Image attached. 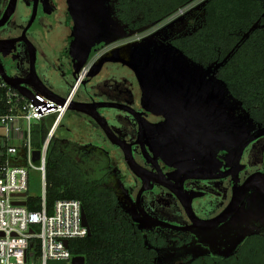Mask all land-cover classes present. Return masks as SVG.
Masks as SVG:
<instances>
[{"label": "flooded vegetation", "instance_id": "1", "mask_svg": "<svg viewBox=\"0 0 264 264\" xmlns=\"http://www.w3.org/2000/svg\"><path fill=\"white\" fill-rule=\"evenodd\" d=\"M29 1L30 4L28 0H17L14 14L7 24L0 28V32L4 29L13 30L14 36L1 35L0 39H12L22 35L33 11V0ZM7 3L8 0H0V18ZM65 6L64 12L58 18V5L55 0H39L36 16L25 30L26 38L37 51L36 62H39L37 69L40 65L43 67L41 68L42 73H37L38 77L40 76L43 79L42 82H48L50 85H53L50 82H63L64 88H67L68 82H75L72 92L69 93L71 101L116 105V107L98 108L97 112L105 120L112 133L130 145L132 157L144 174V181L131 172L123 158L122 151L106 138L93 119L82 113H72L84 118L101 140V142L96 140L93 143H104L106 146L108 144L107 153L119 152L127 173L121 174L116 163L111 172L112 177L116 179L112 188L118 195V199L121 197L123 206L120 199L119 202L123 210L135 222L144 237L158 245L157 260L162 258L166 262L178 264L220 262L231 258L237 260L238 256L245 252L246 246L250 247L247 250L248 259L263 260L264 250L261 249L264 247V217L255 216L249 225L242 226V230L240 229L227 246L224 243L226 240L222 246H217L213 241H210L211 244L208 242L204 244L192 234V232L221 228L230 223L251 195H257L264 201V195L258 191L249 190L243 205L235 214L216 227L180 229L188 228L195 222L215 219L229 206L236 187L242 185L253 174L264 176V135H262L244 149L239 161V166L242 167L240 171L223 178L219 177L231 169L237 146L257 130L264 129V126L251 121L253 127L240 139L226 136L215 139L213 135H206L191 126L183 108L175 102L155 101L154 108L159 109L167 105L164 111L155 112L148 105L146 94L136 82H111L110 79L104 82H94L97 77L95 63L84 71L83 77L80 76L82 78H79L81 69L90 62L92 57L87 58L81 68L76 66L72 53L75 43L77 41L81 43L79 31L76 28L78 20L73 13L70 14L68 0H65ZM59 28L66 29L67 35L62 41L57 42L58 46H62L56 50L48 39V34ZM26 61L28 72V59ZM26 75L13 74L11 76L24 78ZM77 88L82 90L84 99L76 96L73 100ZM100 88L104 92V97L102 94L101 96L96 94ZM129 88H137V92ZM113 95L120 100L111 99ZM210 114L211 123L215 125L214 128H217L218 132L223 128H230L234 123V116L230 115V112L219 109ZM139 122L144 124L146 131L144 140L146 155L141 145L136 143L139 135ZM73 146L82 151V158L79 159L81 164L92 161L91 152L94 149L92 146L89 149L77 147L74 144ZM109 156L112 157V155ZM186 173H193L204 178L184 180L180 188L182 189L180 200L165 184L169 185V181L177 187ZM108 178L109 174L104 178L106 183H108ZM140 190H142L139 197L140 207L144 213L172 228L148 223L137 213L136 199ZM184 203L189 206L192 215L186 211ZM145 225L151 229H146Z\"/></svg>", "mask_w": 264, "mask_h": 264}, {"label": "rangeland", "instance_id": "2", "mask_svg": "<svg viewBox=\"0 0 264 264\" xmlns=\"http://www.w3.org/2000/svg\"><path fill=\"white\" fill-rule=\"evenodd\" d=\"M55 1L58 5L57 17L60 18L66 8L65 0ZM68 1L70 14L73 13L78 20L76 28L81 39L75 54L76 66L82 67L87 58L92 57L90 62L81 69L79 78L83 77V69L87 71L90 65L95 63L97 77L94 82H104L106 79H110L111 82H136L146 94L148 105L155 112L164 111V107L167 106L159 109L154 108L155 101L175 102L183 108L191 126L206 135H213L215 139L224 136L240 139L251 130L253 127L251 120L239 103L227 92L223 83L216 78L215 68L201 67L170 44L172 39L186 32L187 26L190 25L193 18L196 20L200 18L202 14L200 7L205 0H194L169 15H164V12L167 8L166 5H170V0L162 2L152 0V3H148L147 0H136L135 4L138 6L148 4L154 6L151 22L139 27L135 26V21L131 20L127 23L130 18L126 15V7L118 5L117 9L118 0ZM28 3L31 2L28 0ZM39 10L41 12V9ZM1 35L14 36V31L4 29L0 32ZM66 35L67 30L59 28L48 34V39L52 42L53 48L59 50L62 45L58 46L57 42L62 41ZM56 56L58 57V55ZM26 60V48L22 43H13L9 48L0 50V64L7 75L27 74ZM38 65L37 61L36 69ZM41 68L43 67L40 65L36 70L38 74L42 73ZM39 78L43 81L40 76ZM43 83L53 93L63 98L70 95L69 93L72 92L75 85V82H68V84L66 83L67 88H64L63 82H50L53 85L48 82ZM129 89L137 92V88ZM80 90L79 88L75 90L73 100L76 96L79 99H84L83 92ZM96 94L105 96L101 88ZM111 99L117 98L113 95ZM219 109L230 112V115L234 116V123L230 128H223L218 132V129L214 128L215 125H212L209 116L211 117V112ZM71 113L72 111H66L61 117L60 125L54 134L55 138L63 140L62 137L66 136V141L77 147L91 148L93 141L100 140L99 137L84 118ZM5 135V128L0 124V148L6 145ZM7 144L15 147L20 145L19 142L14 141L7 142ZM92 147L96 150L93 149L91 152V162L83 165L76 155H74L75 159L84 167L89 179H104L109 174L107 184L113 186L116 179L112 177L111 172L116 163L121 174L127 173L119 152L107 153L109 145L106 146L104 143H93ZM41 194L40 174L36 170L30 169L28 196L40 197ZM119 199L123 206L121 197ZM131 214L133 213L131 212ZM255 216L264 217V201L257 195H251L230 223L221 228L192 232V234L204 244L207 242L211 244L210 241H213L217 246H222L226 240L224 243L227 246L241 227L249 225ZM133 217L135 218L134 214ZM145 227L151 229L149 226L145 225ZM158 261L159 264H178L166 262L162 258Z\"/></svg>", "mask_w": 264, "mask_h": 264}, {"label": "trees", "instance_id": "3", "mask_svg": "<svg viewBox=\"0 0 264 264\" xmlns=\"http://www.w3.org/2000/svg\"><path fill=\"white\" fill-rule=\"evenodd\" d=\"M193 1L170 0L164 15ZM147 2L152 3V0ZM135 3L136 0H118L116 8L118 5L126 7V15L130 18L127 23L135 21L136 27L150 23L154 6ZM200 8V18H193L186 32L176 36L170 44L201 67H214L216 78L247 117L264 126V0H205ZM5 90L0 88V113L7 109ZM55 120L56 116L50 115L31 127L34 151L41 149ZM54 134L45 159L46 210L50 214L58 200H77L90 230L86 237L68 241L71 256L83 257L84 264H159L156 258L158 245L144 237L123 210L112 186L104 179H89L84 167L74 157L81 159L82 151L67 142L66 136L60 140ZM6 159L3 155L0 162L4 163ZM25 207L29 211H39L40 197L28 196L27 193ZM249 248L246 246L237 260L188 264H264V259H248ZM35 251L38 255L37 246Z\"/></svg>", "mask_w": 264, "mask_h": 264}, {"label": "built area", "instance_id": "4", "mask_svg": "<svg viewBox=\"0 0 264 264\" xmlns=\"http://www.w3.org/2000/svg\"><path fill=\"white\" fill-rule=\"evenodd\" d=\"M0 88L6 89L4 98L7 106L6 111L0 113V124L6 131V145L0 150V157L5 155L7 158L4 163L0 162V264H70L72 256L68 241L86 237L88 229L82 224L83 210L77 200H58L51 213L47 212L45 159L55 126L66 113L71 95L65 98L64 106H60L35 91H32L33 99H27L3 81ZM50 115H55L56 120L38 151L40 158L35 164L31 127ZM12 141L20 145L7 144ZM30 169L40 174L42 194L39 211H29L25 205L14 204L25 202ZM19 194H25V197H19Z\"/></svg>", "mask_w": 264, "mask_h": 264}, {"label": "water", "instance_id": "5", "mask_svg": "<svg viewBox=\"0 0 264 264\" xmlns=\"http://www.w3.org/2000/svg\"><path fill=\"white\" fill-rule=\"evenodd\" d=\"M39 0H33V11L32 15L29 19L28 25L26 29L31 25L33 22L36 12H37V4ZM16 5H17V0H8L7 6L0 18V28L3 27L7 22L9 21L10 17L14 14L16 10ZM25 29V30H26ZM25 30L23 31L22 35L17 38H12V39H0V50L2 49H7L9 48L13 43L17 42H22L26 48V53H27V59H28V73L26 77L21 78V77H13L10 75H7L1 64H0V78L2 81L8 85L10 88L16 90L19 94L24 96L27 99H33V94L32 91H35L39 94H42L43 96L49 98L50 100L54 101L56 104L60 106H64L66 103V99L63 97H60L53 93L48 87L44 85V83L40 80V78L37 75L36 72V60H37V51L33 44L26 38L25 36ZM80 43L77 41L74 45L73 48V53L72 56L75 57L77 49L79 48ZM85 47V45H84ZM87 47V46H86ZM89 55V54H88ZM90 56V55H89ZM112 61V60H111ZM79 68V67H78ZM81 68V67H80ZM116 105L108 103H82V102H77V101H71L70 104L67 107V111H72V112H77V113H82L91 119L95 121V123L101 128L103 131L104 135L106 138L115 146H117L123 154V158L131 170V172L139 177L142 181H144V174L141 171V168L135 163L130 145L126 144L125 142L121 141L118 139L110 130L108 125L106 124L105 120L98 114L97 109L101 107H113ZM120 107V106H119ZM56 128V126H55ZM264 135V129L257 130L250 136H248L246 139H244L238 146L237 150L233 159V163L231 166V169L225 172L223 175H219V177L223 178L228 175H233L240 171L242 169L241 166H239V161L240 157L244 151V149L247 147L248 144H250L253 140H255L257 137ZM146 137V131L144 124L142 122H139V135H138V140L136 141L137 144H140L143 153L146 155V149L144 146V140ZM40 158V153L38 151L33 152V162L35 164H38ZM196 178H204L202 176H197L196 174L193 173H186L180 184L175 187L176 185L172 184L171 182L168 181V184H165L176 196H178L181 200V193L182 189L181 185L186 179H196ZM249 190L253 191H258L264 195V176L261 174H253L247 178V180L240 186L236 187L233 191V196L231 199V202L229 206L215 219L210 220V221H199L195 222L193 225H191L188 228H181L180 230H189V229H203V228H213L216 227L224 222H226L228 219H230L235 212L243 205L246 194ZM142 190H140L139 195L136 199V211L137 213L148 223L151 224H156L160 225L163 227H171L170 225H167L165 223L158 222L148 215L144 213L142 208L140 207V193ZM19 197H25V194H19ZM14 204L24 206L25 202H15ZM184 207H186V211L191 214V210L189 206L184 203ZM81 218H82V224L84 227L88 229V234H90L89 226L85 217L84 212L82 211L81 213ZM136 219V218H134ZM195 220V219H194ZM65 245H67V242H65ZM70 264H84V258L83 257H72Z\"/></svg>", "mask_w": 264, "mask_h": 264}, {"label": "crops", "instance_id": "6", "mask_svg": "<svg viewBox=\"0 0 264 264\" xmlns=\"http://www.w3.org/2000/svg\"><path fill=\"white\" fill-rule=\"evenodd\" d=\"M59 124V123H58ZM57 127V126H56Z\"/></svg>", "mask_w": 264, "mask_h": 264}]
</instances>
